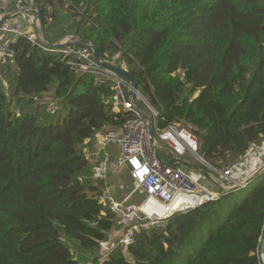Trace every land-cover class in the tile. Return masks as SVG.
Listing matches in <instances>:
<instances>
[{
  "label": "trees",
  "instance_id": "1",
  "mask_svg": "<svg viewBox=\"0 0 264 264\" xmlns=\"http://www.w3.org/2000/svg\"><path fill=\"white\" fill-rule=\"evenodd\" d=\"M34 2L44 33L67 9L52 42L79 36L134 73L158 111L157 128L188 127L214 167L264 146V0ZM11 38L13 54L0 63V264H59L65 238L95 251L89 264H260L264 171L216 200L139 227L125 254L103 253L120 214L98 200L105 185L83 176L84 145L99 130H119L132 113L108 101L111 82L68 63L64 49L81 42L51 48L27 34ZM53 84L51 102L65 104L56 122L24 106L12 110L14 98L32 103Z\"/></svg>",
  "mask_w": 264,
  "mask_h": 264
},
{
  "label": "built area",
  "instance_id": "2",
  "mask_svg": "<svg viewBox=\"0 0 264 264\" xmlns=\"http://www.w3.org/2000/svg\"><path fill=\"white\" fill-rule=\"evenodd\" d=\"M15 4L10 11L12 16L0 25V33L23 35L20 15L23 11L34 12L36 34H27L28 38L40 45L47 46V40H43L37 27L35 7L30 6L31 0H8ZM35 8V9H33ZM71 43L76 42L73 37ZM69 56L68 63L83 72L94 73L99 80L111 82L112 94L109 102L114 108L132 113L131 118L119 130L105 128L95 133L94 138L101 143L115 142L120 146V159L118 163L129 168L130 175L137 187L146 193V202L158 201L165 208V213H148L142 206L139 210H125L120 204L114 202L112 189L105 186L97 198L103 203L110 204L121 215V224L125 233L120 241L128 245L133 241L134 231L139 227L159 225L163 219L169 217L175 211H188L205 202L216 200L228 190L229 187L240 185L247 176L241 171L244 161L254 155L264 153V146L257 147L254 151L218 169L211 165L198 153L199 143L188 127L181 123L171 124L165 129L156 126L157 109L139 91L130 94L131 82L124 76L109 69L102 59L96 62L93 47L90 43H82L72 48L64 49ZM13 50L8 44L0 45V56H12ZM53 106L51 113H56ZM153 126L155 137L150 138L149 129ZM188 156L202 160L209 171L199 169L220 185L218 190L209 189L186 166ZM206 167V166H205ZM246 185V184H245ZM244 185V186H245ZM240 187V186H238ZM263 236V235H262ZM262 237L260 238V241ZM260 264L261 260H260Z\"/></svg>",
  "mask_w": 264,
  "mask_h": 264
},
{
  "label": "crops",
  "instance_id": "3",
  "mask_svg": "<svg viewBox=\"0 0 264 264\" xmlns=\"http://www.w3.org/2000/svg\"><path fill=\"white\" fill-rule=\"evenodd\" d=\"M7 12L8 10L4 11V13ZM32 15L33 14H30L27 11H23L19 17L22 28L26 33L32 30L28 27L29 25L35 27V19L33 17L34 15ZM32 18L34 19L33 24H31ZM12 36L13 35L9 33H0V45H5L11 42ZM1 60L2 57L0 56V62ZM84 152L88 158L89 165L84 171L83 176H87L94 181L102 182L105 186L111 187L113 200L114 202L120 204V208L125 210L137 209L140 211V208L144 206L148 213H157L159 215H163L165 213V208L158 201L150 200L146 202V193L142 188L135 185L134 180L130 175L129 168L124 164L120 165L118 163L120 159V146L118 144L115 142L101 143L97 139L92 138L86 140ZM254 163L257 164L253 165ZM261 164L259 161L256 162V160L246 163L244 161L241 166V171L243 172L244 176H249ZM187 167L196 175H198L201 182L204 183V185L209 189L218 190L220 188V185L210 179L208 175L203 173L196 164L193 165L188 162ZM199 172H201L202 176L199 174ZM121 220L122 217L119 215L116 222V227L110 234L111 237L112 235L114 236L119 233H123V235H118V237L122 238L124 236L126 230L121 224ZM107 242L104 243L102 248L107 245ZM118 245L116 244L115 247ZM120 252H122V255L125 254L126 246ZM104 253H112L117 256L121 255L114 253V250L112 249H109V251Z\"/></svg>",
  "mask_w": 264,
  "mask_h": 264
},
{
  "label": "rangeland",
  "instance_id": "4",
  "mask_svg": "<svg viewBox=\"0 0 264 264\" xmlns=\"http://www.w3.org/2000/svg\"><path fill=\"white\" fill-rule=\"evenodd\" d=\"M7 1L8 0H0V8L2 9V7H5V11L6 10L10 11L11 8L15 7V4L12 2H7ZM29 4H30V6L35 7L34 0H31L29 2ZM33 9H35V8H33ZM66 12H67V9L59 10L56 13L55 18H53L51 23L46 27L45 37H46L47 41H50V42L55 41L57 38H59L61 36V31H62V28H63L65 22H63L60 19H64V17H66V15H64V13H66ZM29 13L34 14L33 11H32V13L31 12H29ZM2 14H0V15H2ZM57 19H59V20H57ZM33 20L34 19L32 18L31 24H33ZM28 27L32 30H30V32H27V34L28 33L34 34L36 32V25H35V27H32V25H29ZM37 27H38V25H37ZM25 29H26V27H25ZM66 39H68V40L72 39V36L68 35L65 37V40ZM2 60H3V58H2ZM54 89H55V84H53L51 86V89L48 93L43 94V96L41 98H35V101L32 103L29 102V97H22V98L16 97L13 99V102L11 103V108H12V110H17L19 107L24 106V109H26V110L31 109L32 111L37 112V114H39V118L41 121L56 122L60 118V115L64 112L65 104L60 102V101L51 102V97L54 96L53 95ZM46 102H49L46 110L36 108V106H38L39 104L46 103ZM53 106H55L57 108L56 113H51V108ZM253 160H256V162L259 161L260 164L264 162L263 158L260 155H257V156L254 155V156H251L250 158H248L245 161V163L251 162ZM188 162L190 164H193V165L196 164L197 166L205 169L206 171H209V169H208L209 167L207 166V164H205L202 160H200V158L195 159V158L188 156ZM188 167H190V166H188ZM188 167L186 166L187 169H188ZM188 170L190 172H192L190 169H188ZM192 173L199 179L198 175H196L194 172H192ZM199 174L202 176L201 172H199ZM118 235L122 236L123 233H119V234L114 235V236L112 235V237L110 236L109 241L107 242V245H105L102 248L103 253L106 251H109V249H112V250H114V253L122 255V252H120V251L126 245L120 241V237H118ZM64 241H65V244H67V246H68V252H65V254L61 258V262L59 264H78V263L79 264H89V260L95 251L93 252L90 249H86V248L80 246L79 242L76 240H73V239L69 240V239L65 238ZM116 244L117 245L119 244V245L117 247H115Z\"/></svg>",
  "mask_w": 264,
  "mask_h": 264
},
{
  "label": "water",
  "instance_id": "5",
  "mask_svg": "<svg viewBox=\"0 0 264 264\" xmlns=\"http://www.w3.org/2000/svg\"><path fill=\"white\" fill-rule=\"evenodd\" d=\"M35 8L37 9L36 19H37L39 34L43 40H47L45 35H44L45 33L43 30V26H42L40 10L37 6H35ZM12 14L13 13L11 11H8L7 13H3L2 15H0V21H2L4 19H9L12 16ZM72 37L76 42L90 43L93 47L94 58H95L96 62H99V63L101 62L102 58L98 52V48L92 41H87L85 39H81L79 36H76V35H73ZM46 42H48L47 43L48 47H51V48L65 47L71 43L68 39L65 40V38H63L62 40H60L58 42H49V41H46ZM104 65H106L107 68L113 70L114 72L118 73L119 75L126 77L131 82L132 89L130 90V94L134 95L135 91L138 89V83H139L136 75L134 73H132L131 71L127 70L126 68L118 66L113 62H106V63H104ZM149 133H150V138L153 140L155 137L153 126H150ZM263 171H264V162L258 168H256V170L253 171V173L251 175L247 176L243 181H241L240 185L238 184V185L229 187L228 190L234 189L238 186H244L252 178L259 175ZM259 256H260L261 263L264 264V232H263L262 240L260 243Z\"/></svg>",
  "mask_w": 264,
  "mask_h": 264
}]
</instances>
